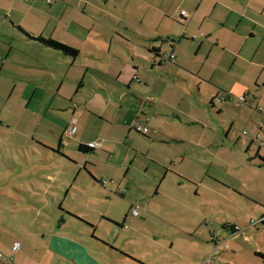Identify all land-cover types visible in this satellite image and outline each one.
I'll return each mask as SVG.
<instances>
[{"label": "rangeland", "instance_id": "rangeland-1", "mask_svg": "<svg viewBox=\"0 0 264 264\" xmlns=\"http://www.w3.org/2000/svg\"><path fill=\"white\" fill-rule=\"evenodd\" d=\"M201 40L195 42L200 45ZM13 60L19 59L9 58L7 68ZM231 60L215 45H206L192 51L190 64L199 63L209 72L214 62L229 69ZM16 72L8 71L13 77ZM174 74L167 77L168 91L182 118H175L177 128L170 126L172 118L160 122L163 134L170 131L172 138L183 139L172 142L136 131L128 135L127 126L136 117L127 116L126 128L117 127L124 123L121 115L111 122L100 118L94 110L109 101L114 113L120 104L110 91L108 97L87 85L72 102L65 96L77 87L48 78L24 99L23 91L6 80L9 75L0 76V264H33L55 231H72L97 245L96 239H105L151 264H264L255 254L264 253V224L246 226L264 208V164L256 157V145L249 150L244 136L258 128L261 116L249 125L245 107L236 105L239 97L220 103L227 96L222 92L212 106L210 88L189 81H197L192 71ZM233 74L217 73L214 78L232 84L238 80L231 79ZM249 100L251 106L257 102ZM137 110L143 118L144 109ZM72 117L111 153H83L76 136L64 137L66 146L60 148L58 132L63 135ZM158 126L150 127L158 131ZM191 137H202V143L191 146ZM134 207L139 216L132 214ZM227 221L237 222L240 233L224 228ZM16 242L22 251H14Z\"/></svg>", "mask_w": 264, "mask_h": 264}, {"label": "crops", "instance_id": "crops-1", "mask_svg": "<svg viewBox=\"0 0 264 264\" xmlns=\"http://www.w3.org/2000/svg\"><path fill=\"white\" fill-rule=\"evenodd\" d=\"M178 9L185 10L187 17L179 14ZM171 11L176 16H172ZM38 36L62 41L77 48L80 54L76 58L64 55L33 38ZM197 37L203 39L200 45L195 42ZM164 44L170 48L163 50ZM206 45H215L222 56L229 54L232 66L225 69L214 62L209 66L211 71L207 72L199 63L195 66L190 64L192 51L197 48L200 52ZM156 52H160L159 56ZM162 52H173L174 60L163 61ZM11 57L19 60H13L11 68H7V61ZM0 59H3L0 76L5 73L9 75L8 71L15 69L18 75H9L6 80L13 84L14 89L23 91L24 99L28 96V90L40 89L48 78L59 80L62 85L67 83L77 87L75 93L65 96L72 102L74 96L90 85L91 89L102 90L108 97L110 91L120 103L113 109L114 113L108 109L109 101L103 108L94 110L101 115L100 118L111 122V119L116 120L121 115L124 123L117 127L126 128L127 116L132 119L136 117L127 126L128 135L135 131L132 126L138 121L149 128V133L136 132L148 139L168 142L183 139L172 138L170 131H165L169 136L161 132L160 122L166 123L168 118H172L170 126L177 128L175 118H182L179 104H171L173 97L168 91L170 85L167 77L174 72L176 76L179 73L191 75L192 71L197 81L188 77L189 81L198 84L199 88L203 84L210 88L207 89L210 103L213 99L216 104L215 99L222 92V96H227L220 103L233 95L245 97L243 104L238 105V98L236 105L245 107L242 113L249 114L247 124L251 125L253 119L261 116L262 123L258 128L251 129L244 136L247 137L249 150L256 145V157L264 164V0H53L52 3L48 0H0ZM65 64L69 67L64 68ZM171 67L172 72L169 71ZM233 70L240 72L239 76ZM217 73L226 77L234 73L231 79L238 80L225 84L224 77L214 78ZM250 97L257 101L254 105H257L260 114L256 111L257 107L249 105ZM138 107L144 109L143 118L138 113ZM73 121L77 124V119L72 117L67 127ZM153 123H157L160 130H152L150 126ZM67 127L63 135L59 132L57 135L59 143L62 140L60 148L66 146L64 137L76 136L79 145L99 142L88 134L85 126L83 129L77 127L76 132L70 135L66 133ZM190 139L193 140L190 141L191 146L202 143L195 141L194 137ZM105 147L103 143L94 152L101 150L111 153ZM85 167H88L87 163ZM87 170L92 172L90 168ZM244 197L255 202L247 195ZM262 209L259 210V219L264 216ZM78 212L75 210V213ZM69 215L81 218L72 212ZM127 216L121 225H126ZM250 224L248 222L246 226ZM236 226L240 228L234 221L223 223V227L232 232ZM96 240L102 247L76 236L72 231L66 235L55 231L51 241L40 247L42 251L39 257L32 259L33 264H151L141 255H131L105 239Z\"/></svg>", "mask_w": 264, "mask_h": 264}, {"label": "built area", "instance_id": "built-area-1", "mask_svg": "<svg viewBox=\"0 0 264 264\" xmlns=\"http://www.w3.org/2000/svg\"><path fill=\"white\" fill-rule=\"evenodd\" d=\"M49 3H52L53 0H48ZM181 15L184 16V17H187V12L185 10H182L181 12ZM175 58V54L173 52H162V59L163 61H167V62H170V61H173ZM226 97H223L221 98V100H224ZM246 98L245 97H240L239 98V101H238V105H241L245 102ZM133 126L139 131V132H142L144 134L146 133H149V128L148 127H145L143 126L140 122L136 121ZM77 130V124L75 121H73L66 129V133L68 135L70 134H73L75 133ZM248 132L245 131L244 134H247ZM102 144L103 142H93L91 144H89L91 147H94V148H101L102 147ZM132 213L134 216H138L139 214V209L138 208H132ZM264 222V216H262L260 219L258 220H253L251 222V225L253 226H257L259 223H263ZM235 229L239 230V226H236ZM19 243H15L14 244V250H17L19 249Z\"/></svg>", "mask_w": 264, "mask_h": 264}, {"label": "trees", "instance_id": "trees-1", "mask_svg": "<svg viewBox=\"0 0 264 264\" xmlns=\"http://www.w3.org/2000/svg\"><path fill=\"white\" fill-rule=\"evenodd\" d=\"M33 38L41 41L43 44H45L46 46H48V47H50L52 49L61 51L64 55L76 58L80 54V52H79V50L77 48L72 47V46H70V45H68V44H66V43H64L62 41H59V40H56V39H52V38H46V37H43V36H38V37H33ZM154 50L157 51V49H154ZM159 53L160 52H156V55L159 56ZM211 104H212V106L215 105L213 99L211 101ZM132 127H133V129L135 131H138L134 126H132ZM61 142H62V140L60 141L59 146L61 145ZM95 149H97V148L91 147L90 145H85V144H80L79 145V150L81 152H84V153L94 152ZM58 150H60V149H58ZM94 179L96 181H100V180H98L96 178H94ZM100 183H102V182L100 181ZM263 224H264V222H263ZM237 231H238L237 229H235V228L233 229V233H235ZM257 254L264 260V253L258 252Z\"/></svg>", "mask_w": 264, "mask_h": 264}]
</instances>
